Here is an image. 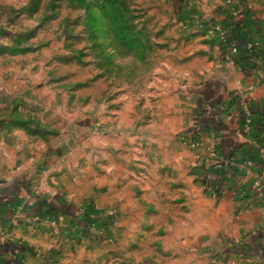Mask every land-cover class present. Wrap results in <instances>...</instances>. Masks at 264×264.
<instances>
[{
  "label": "rangeland",
  "instance_id": "1",
  "mask_svg": "<svg viewBox=\"0 0 264 264\" xmlns=\"http://www.w3.org/2000/svg\"><path fill=\"white\" fill-rule=\"evenodd\" d=\"M29 1L0 0V64L22 65L11 75L30 86V102L19 105L29 123L63 133L73 127V218L46 222L50 244L33 248L25 264H199L197 191L188 198L184 182L170 188L167 176L172 169L174 180L181 178L191 153L200 160L184 170L201 184L197 150L206 141L184 131L187 121L171 120L169 108L178 102L166 96L199 64L210 67L215 43L205 31L212 7L207 0H187L188 9L175 0H38L31 13ZM135 92L145 95L141 118ZM155 103L157 117H146ZM166 128L181 131L166 135ZM136 140L144 142L143 160L154 157L134 174ZM194 141L202 147L190 148ZM162 158L174 163L169 170Z\"/></svg>",
  "mask_w": 264,
  "mask_h": 264
},
{
  "label": "crops",
  "instance_id": "2",
  "mask_svg": "<svg viewBox=\"0 0 264 264\" xmlns=\"http://www.w3.org/2000/svg\"><path fill=\"white\" fill-rule=\"evenodd\" d=\"M219 2L222 6L207 0V9L212 7L208 21L227 32L237 53L226 61L218 40L210 38L215 43L210 50V67L199 64L197 73L183 76L177 91L171 88L166 96L178 102L176 110L169 108L171 120L175 115L180 124L187 121L184 131L206 141L204 148L196 152L202 157L197 167L201 184H194V178L184 170L183 165L190 168L196 163L191 153V160L179 167L183 169L181 178L174 180L173 170L168 168L174 163L168 164L167 158H162L161 165L169 170L170 188L175 181H183L188 198L190 190L197 191L194 210L200 214L203 232L198 244L204 253L198 258L199 264H264V193L254 189L257 183L264 186V0ZM30 3L31 13L37 12L38 0ZM249 44L253 45L251 50ZM1 58L7 62L6 56ZM19 67L0 64V264H25L32 258L33 248L50 244L44 230L46 222L56 220L51 219L54 216L61 221L73 218V127L63 133L26 123L28 118L19 105L24 107V101L30 102L31 90L25 87L23 78L12 77ZM4 73L10 75L3 77ZM156 94L154 84L149 100L158 101ZM134 100L138 101L135 112L141 118L145 95L135 92ZM155 105L146 117H157ZM246 111L251 114L249 125H245ZM180 128H166V135L178 133ZM142 142L136 140L130 145L134 149L130 160L134 174L141 171L137 167L143 161L153 164L152 154L141 158ZM116 153L123 157L121 152ZM86 159L88 162V156ZM210 218L214 219L213 231L206 225ZM20 245L27 246L29 252H18L16 246Z\"/></svg>",
  "mask_w": 264,
  "mask_h": 264
},
{
  "label": "built area",
  "instance_id": "3",
  "mask_svg": "<svg viewBox=\"0 0 264 264\" xmlns=\"http://www.w3.org/2000/svg\"><path fill=\"white\" fill-rule=\"evenodd\" d=\"M206 34H207V36L216 37V39L218 40V44H219L218 47H219L220 51L223 52V54H224L223 57H225V60H228L229 55L237 53V47L235 45H233L232 43H230L227 32L218 24L208 25V27L206 28ZM252 47H253L252 44H249L247 46L248 50H251ZM244 115H245V125H249L251 114L249 111H246L244 113ZM189 141H191V140H189ZM197 141H201V140H197ZM197 141L191 142L190 143L191 145L188 144L190 146V148L197 149L199 147H202V145H203L202 142H197ZM254 189L257 190V192H263L264 193V186L260 183H257L254 186ZM61 220H62V218L59 217L53 221L59 222Z\"/></svg>",
  "mask_w": 264,
  "mask_h": 264
},
{
  "label": "trees",
  "instance_id": "4",
  "mask_svg": "<svg viewBox=\"0 0 264 264\" xmlns=\"http://www.w3.org/2000/svg\"><path fill=\"white\" fill-rule=\"evenodd\" d=\"M102 1L109 2V0H102ZM175 1L178 2V3L183 4V8H185V9H188L190 7V3L187 2V0H175ZM103 5H104V3H103ZM105 13H107V12L105 11V9L103 7L100 14L101 15H104ZM205 34H206V31H205ZM207 37L208 38H211V39H213V38L216 39V37H214V36H207ZM29 51H31L29 48H18V50L16 52L24 53V52H29ZM3 52L5 53V50H3ZM3 52H1V53H3ZM26 123H28L29 125H32V124L29 123V121L26 122ZM46 135H56V134H55V132H46ZM46 212L48 214L50 212V210L48 209ZM90 212H91L90 209L89 210H86L85 211V216H87L88 214H90ZM57 218H58V216H54L51 219H57ZM88 224H89V222H88ZM16 249H17L18 252H21V253H27V252H29L27 246H25V245L16 246Z\"/></svg>",
  "mask_w": 264,
  "mask_h": 264
}]
</instances>
